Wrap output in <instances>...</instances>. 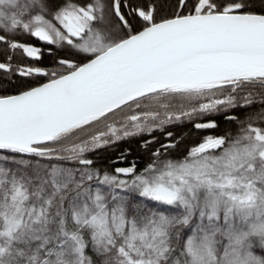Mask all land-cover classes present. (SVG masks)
<instances>
[{"label":"snow or ice","instance_id":"obj_1","mask_svg":"<svg viewBox=\"0 0 264 264\" xmlns=\"http://www.w3.org/2000/svg\"><path fill=\"white\" fill-rule=\"evenodd\" d=\"M0 264H264V0H0Z\"/></svg>","mask_w":264,"mask_h":264},{"label":"trees","instance_id":"obj_2","mask_svg":"<svg viewBox=\"0 0 264 264\" xmlns=\"http://www.w3.org/2000/svg\"><path fill=\"white\" fill-rule=\"evenodd\" d=\"M181 131L180 129H177V132Z\"/></svg>","mask_w":264,"mask_h":264}]
</instances>
